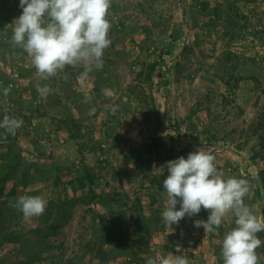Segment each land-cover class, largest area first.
Listing matches in <instances>:
<instances>
[{"label":"rangeland","instance_id":"rangeland-1","mask_svg":"<svg viewBox=\"0 0 264 264\" xmlns=\"http://www.w3.org/2000/svg\"><path fill=\"white\" fill-rule=\"evenodd\" d=\"M21 11L19 0H0V121L22 120L14 136L0 129V192L7 200L1 225L24 234L22 243L0 239V264H146V257L168 252L186 255L189 264H223L222 240L235 218L228 213L216 231L205 232L193 223L207 219L202 208L166 227L162 181L167 161L201 148L215 156L224 178L249 181L244 202L264 222V0H111L104 66L83 85L82 66L39 79L31 57L11 39ZM227 51L240 59L226 58ZM44 84L51 94H43ZM66 124L81 135L70 139ZM86 169L93 183L80 186ZM14 182L15 194H8ZM91 186L103 203L87 202ZM151 192L156 202L143 212L149 231L136 240L144 249L133 241L110 245L104 229H133L135 197L148 205ZM21 195L43 197L45 212L25 220L9 206ZM125 202V214L109 215ZM258 236L264 241V231ZM257 253L264 264V244Z\"/></svg>","mask_w":264,"mask_h":264},{"label":"clouds","instance_id":"clouds-1","mask_svg":"<svg viewBox=\"0 0 264 264\" xmlns=\"http://www.w3.org/2000/svg\"><path fill=\"white\" fill-rule=\"evenodd\" d=\"M110 6L111 0H19L22 11L12 22V42L31 57L40 80H49L67 66H82L78 79L83 85L89 73L104 66V50L111 44V24L107 19ZM11 87L3 88L4 96H8ZM41 91L46 96L53 89L44 84ZM88 100L86 96L83 102ZM21 126L22 120L8 115L0 121V129L6 135L14 136ZM214 161L213 154L198 148L189 152L187 158L179 156L166 162L168 174L162 185L167 203L161 218L172 229L185 216L198 215L203 208L208 210L207 219L195 220L194 226L214 232L225 215L231 213L235 227L222 240L223 264H259L257 249L264 241L258 233L264 231V222L244 202L249 181L234 176L224 178ZM9 206L28 220L45 212L47 200L39 195H21L14 202L9 201ZM145 259L146 264H189L186 255L172 252Z\"/></svg>","mask_w":264,"mask_h":264},{"label":"trees","instance_id":"trees-1","mask_svg":"<svg viewBox=\"0 0 264 264\" xmlns=\"http://www.w3.org/2000/svg\"><path fill=\"white\" fill-rule=\"evenodd\" d=\"M232 55L234 57H236V59H240L234 53H231V52H228V51H227V53H225L226 58L227 57H232ZM238 62H239V60L236 61V65L238 64ZM95 83H96V79H95ZM100 83H101V81L97 82L98 85ZM95 88L98 91V90L101 89V85L96 86ZM64 122H65V119H64ZM262 124H264V122ZM67 125L68 124H66V127L68 128V137L70 139H72V140L77 139V137H79L81 135L80 130H78V132L74 131V130L71 129V126L68 127ZM175 128L178 130L179 126L176 125ZM83 146H84L83 144L78 143L77 147H78L80 152L82 151ZM7 159H8L7 163L15 161V159H13V158H7ZM9 167L11 168V166H9ZM12 168H14V165H12ZM16 172L17 171H13V172H11V174L14 175ZM59 176L60 175L55 176L56 177L55 183H59L60 182V179H59L60 177ZM81 177H82V179L79 182L80 186L84 185L86 179H88L90 183H93V176H92L91 171L89 169L84 170V172L82 173ZM69 183H71V181H69ZM17 187L18 186L14 182V184L12 185V189L8 192V194H15V191L17 190ZM258 188L259 187H257L256 189L259 190ZM1 194L2 193L0 192V236H1L0 239H1V241H7V242H10V243H13L15 241L19 242V243H22L23 242L22 241V237L24 235L23 232L17 231L15 229H10L8 231L3 232L4 231L3 227H6V226H2L3 224L1 225V223L5 219L4 215H3V210H4L3 207H4V203L7 202V200L6 199H2L3 197H2ZM86 194H87V202H91L93 200H97V201L102 202L101 200H99L101 195L97 191H95L94 186H91L88 189V191L86 192ZM126 196H127V194H126ZM135 201L138 204L135 202L137 205L133 207L134 212H135V214H134L135 217L133 218V223H134V228L133 229H131L130 226H125L123 228L122 227H115L113 229H104L103 228L104 229V234L108 235V236H106L105 240L110 245H112L114 247H118V246L122 245V242L123 243L124 242L128 243L129 241L130 242L133 241L132 245L136 248V250L144 249L142 244H136V240L141 238L142 234L147 233L149 231L150 222L144 219L143 212L148 211V207L156 202V192H151L150 199L148 200V205L146 204V202H143V199H142V197L140 195L135 197ZM144 205L147 206V207H145ZM163 207L164 206L162 205V203L159 202L158 205H157V208L153 209L152 214H154V216H156L155 219H154L155 221L159 218L157 215L160 214V211H161V209H163ZM129 208H130L129 205H127V203L125 202L119 209H113V208L111 209L110 208L109 209V215L110 214H114V213H119V214H123L124 213L125 214L126 211ZM262 210H264V207H262ZM106 223H108V221H106ZM41 226L42 225H40V223H38V226L36 228L38 230L35 229V231H40L39 228H41ZM56 226H57V224H56ZM55 230H56V228L51 227V229L48 230L49 231L48 235H54L56 233ZM42 236H43L42 238H46L47 233L46 234H42ZM48 243L50 244V242H48ZM55 246H56V244L53 247H55ZM89 249H90V247L88 246L87 249H85V251H90ZM135 253H136L135 250H133L132 253H131L133 258L136 256ZM32 255H34L33 258H35V256L37 258H39V256L37 255V252L33 253ZM105 257H106V254L104 253L102 255V258H105ZM29 259L31 260L32 258L30 257ZM29 263H30V261L28 259H26V260L8 262L7 264H29Z\"/></svg>","mask_w":264,"mask_h":264}]
</instances>
